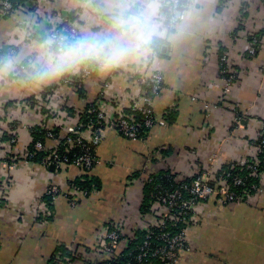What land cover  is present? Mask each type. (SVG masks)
I'll use <instances>...</instances> for the list:
<instances>
[{
    "label": "crops",
    "instance_id": "crops-1",
    "mask_svg": "<svg viewBox=\"0 0 264 264\" xmlns=\"http://www.w3.org/2000/svg\"><path fill=\"white\" fill-rule=\"evenodd\" d=\"M117 2L36 0L32 7L19 4L11 15L0 17V52L14 49L13 54H4L0 64V126L3 137L8 138V131L14 128L19 151L31 141V126H57L61 136L75 130L80 113L86 104L98 101L104 83L108 87L102 91L111 101L107 105L109 113L115 116L127 109L133 98L143 92L132 72L144 65L162 74L163 88L153 98V112L166 121L137 140L121 136L111 125L100 128L101 143L95 150L98 163L89 172L99 182V189L87 198L79 196L75 204L65 195L76 197L70 182L81 178L80 168H51L21 158L8 169L2 165L7 148L1 140L0 264H84L69 257L53 263L52 257L57 254L54 250L60 244L86 259H97L92 254L96 235L112 219L132 217L138 212L143 180L150 173L164 169L183 179L201 173L211 162L212 169L217 170L253 152L252 139L264 126V7L260 0L188 1L185 16L174 29L166 26L164 16L166 35L161 38L159 50L152 48L146 57H134L106 68L89 60L94 74L84 81L83 95L71 85H58V81L86 61L55 76L39 73L33 81L22 76L10 79L9 75L26 58L34 57L31 62L36 72L47 62V39L40 41L32 36L40 20L59 22L72 12L70 21L78 36L101 32L109 27L107 6ZM250 35L260 39L254 55L247 52ZM222 53L236 75L226 94L219 75ZM53 84L57 87L46 102L40 98L41 91ZM31 98L39 101L32 102ZM235 107L245 112L242 127L234 123ZM81 136L88 139L90 133L83 130ZM47 142L50 146L54 143ZM50 182L57 184L60 192L53 200L51 220L41 222L39 216L43 214L37 209ZM250 203V207H227L215 198L206 200L204 221L189 230L191 251L182 252L176 264H264V179L261 192ZM241 228L247 230L246 242L238 240ZM214 229L223 235L229 234L228 230L232 233V247L219 243L221 249H231V255L197 257L201 237Z\"/></svg>",
    "mask_w": 264,
    "mask_h": 264
},
{
    "label": "built area",
    "instance_id": "built-area-1",
    "mask_svg": "<svg viewBox=\"0 0 264 264\" xmlns=\"http://www.w3.org/2000/svg\"><path fill=\"white\" fill-rule=\"evenodd\" d=\"M260 3L264 7V0H260ZM165 4L168 10L167 25L169 28L174 29L184 18L187 4L183 0H166ZM11 9L12 3L10 0H2L0 17L6 16ZM36 30L44 31L49 42L57 37L74 39L78 36L76 26L67 20V17H64L63 20L59 19V22L58 20L54 21L50 18H44L39 21ZM248 44V54L254 55L259 48L258 36L253 35ZM13 52L14 49H9L6 55L13 54ZM227 60V55L222 53L219 57V75L224 81L223 92L225 94L230 91L232 83L236 80V75L229 69ZM99 64L96 66L101 67ZM18 66L23 68V65ZM93 73L94 65L90 61H86L77 71L71 74L84 83V81L92 77ZM132 73L137 83L143 88V92L133 98L127 109L131 112H138L141 116L140 121H137L133 114L125 113V110L118 111L115 116L109 113L107 105L111 101L106 99L102 91L108 87V84L104 83L98 101L87 110L89 113H96L95 120L87 129L90 133L88 139L83 138L77 132L78 126H76L75 130L63 136L59 133V138H56L53 127H46L44 125L46 129V141L37 140L34 142L35 151H44L46 153L39 163L47 166L54 165L56 168H61L62 166L78 167L83 171V174H89L94 164L98 163L95 150L101 143L102 133L98 129V127L101 128V125H111L121 136L132 140L142 138V133L149 131L155 125L164 126L166 124L165 119L163 117H156L153 112V98L163 88L162 74L159 71L150 69L147 65H144L142 68H136ZM63 83L73 86L71 78L65 79ZM233 112H235L234 123L238 127H242L245 112H238L236 107L233 108ZM95 125H97V128ZM92 127L95 128L93 129ZM262 133H264V126L261 127L259 134L252 139V154L237 162L229 163V169L237 165L240 170L247 171V176L258 179L259 185L254 182L248 185L254 190L255 195L261 192L262 181L264 179V169H261L259 165L262 159L259 160L258 157L260 154H264V136H262L258 143H254ZM8 134H10V137L4 142L7 148V156L2 165L8 169H12L15 167L17 159L23 158L26 160L27 155L31 157L35 153L27 147L23 151H19L18 147L16 148L18 138L14 133V128L10 132L8 131ZM3 135L4 130L0 126V138ZM49 140L54 142L51 146L47 142ZM83 140L87 143L83 142ZM62 144H65L64 153L58 151V146ZM76 146H79V150L70 153V149ZM212 168L211 162V165L205 167L201 173L196 176L193 174L186 177L191 178L189 183L184 181L186 178L177 179L175 177L178 182L177 187L158 195L150 203L147 211H142L139 208L138 212L132 217L127 216L125 218L112 219L96 235L95 247H93L92 254L101 264H117L118 260L129 248L130 243L136 239L137 233L143 232V238L137 245L138 247H136L138 253L136 255H132L131 252L129 253L136 264H153L154 259H162L166 264H176L182 252L191 251V244L187 233L189 229H192L201 221L200 217H202L206 200L215 198L222 204L235 205L238 202L250 203L255 197V195H250L246 190H242L240 193L234 190L236 186H245L247 184L245 177L235 175L229 181V171L216 176V170ZM70 188L76 194V197L74 196L73 198L68 194L65 196L71 198L72 204L76 203L79 196L87 198L91 195H88L87 192L79 189L72 183L70 184ZM59 192V186L50 182L44 195H49L54 200L59 195ZM40 203L42 205L37 209V212L44 215L47 213V208L43 201H40ZM155 231H158V234H155ZM125 264L131 263L126 262Z\"/></svg>",
    "mask_w": 264,
    "mask_h": 264
},
{
    "label": "trees",
    "instance_id": "trees-1",
    "mask_svg": "<svg viewBox=\"0 0 264 264\" xmlns=\"http://www.w3.org/2000/svg\"><path fill=\"white\" fill-rule=\"evenodd\" d=\"M36 0H10V2L12 3V9L11 11L7 14V15H11V13L13 12V10L16 9V7L19 6V4H26L29 6H33V4L35 3ZM188 1L190 0H183V2H185L186 4H188ZM28 6V7H29ZM30 8V7H29ZM166 16H165V21H166V26H167V15H168V10H166ZM6 15V16H7ZM73 13H69V16L67 17V20L70 21V19H72ZM39 19V18H38ZM64 24H66L64 22ZM33 33V32H32ZM34 38H37L38 40L42 41V40H46L48 37H46L44 31H40V30H35L33 35ZM252 35H250L249 40L251 39ZM259 39V38H258ZM260 40V39H259ZM46 48L48 50H51L48 45H49V41L47 39L46 41ZM163 41L161 39H158L157 42L154 44L153 48L158 49L159 50V45L162 43ZM159 47V48H158ZM16 49V48H15ZM6 53H1L0 52V64L4 62V57ZM32 57V58H31ZM28 59L26 58L25 60L22 61V63L20 65H23V68H20L19 66H17L14 71L9 75L10 79H17L19 77H24L27 78L29 81L33 80L37 77V74H39V71H35L34 69V65L31 63V60H34V57L31 56ZM33 65V66H32ZM36 72V73H35ZM94 74V73H93ZM93 76V75H92ZM67 78H71L72 82H73V87L76 88V91L80 94L83 95L84 93V89H83V82L77 78L76 76L72 75L71 73H64V75H62V77L60 78V80L58 81V85L63 83L65 81V79ZM57 87V84H53L49 87L44 88L41 91V96L40 98L43 100H47L49 99V97L52 95V93L54 92V89ZM32 102L35 101H39V99H33L31 98ZM43 102V101H42ZM41 102V106H43ZM47 102V101H46ZM95 102L92 103H88L86 104L85 108L83 109V111L80 113V123L79 125H77V132L79 134H81V132L83 130H87L88 127L91 125V123H93V121L95 120V114L96 113H89L87 112V110L89 108L92 107V105H94ZM42 108V107H41ZM43 114H47V112L44 111V109L42 108ZM125 113H131L134 115V117L136 118L137 121H140V114L138 112H131L128 109H125ZM92 120V121H91ZM91 121V122H89ZM95 127L97 128V125H95ZM95 127H92L93 129ZM103 127V125H101V128ZM53 131L56 133V138H59V127L55 126L53 127ZM98 129H100V127H98ZM45 132L46 129L44 128V124H40V125H34L29 127V134L31 137V141L29 143V145L27 146V148H29V150L34 151V155L31 157H28V155L26 156L28 160L32 161V162H40L42 160V158L45 156V152L44 151H35L34 150V142L37 140H41V141H46V137H45ZM147 131L142 133V138L146 135ZM10 135V134H8ZM74 136V134H73ZM262 136H264V133H262L256 140L254 143H258ZM8 139V137H3V139H0V142L6 141ZM83 142L87 143L85 140H83ZM64 147L65 144L59 145L58 146V151L60 153H64ZM93 149V148H92ZM79 150V146L73 147L72 149H70V153H72L73 151H77ZM259 160L262 159V162L259 164L261 169H264V154H260L259 156ZM21 160V159H19ZM225 171H229L230 172V176L228 177V180L231 181V178L235 175H240L242 177H245L247 184L245 186H236L234 187V190L236 192H242V190H246L248 191V193L250 195H255L254 190L251 189L248 185L252 182L256 183L257 185H259V181L257 178H253L250 176H247V171L245 170H240L239 166L235 165L234 168L229 169V163L222 165V167H220L219 169L216 170V176H219L221 174H223V172ZM199 174V173H197ZM197 174H195L194 176H196ZM192 176V177H194ZM184 181H186L187 183H189L191 181V178H186L184 179ZM74 184L76 187H78L79 189H82L83 191L87 192L88 195H90L92 192L96 191L99 189V182L94 178V177H90L89 174H83L81 176V178H78L74 181H71L70 184ZM178 182L175 179V175L173 173H171L169 170H159L157 172H153L150 173L148 175V178L143 180V198H142V202L140 205V209L142 211H147L148 207L150 205V203L153 201V199H156V197H158V195L164 194L168 191H171L173 189H175L177 187ZM245 188V189H244ZM43 202L44 205L47 208V213H45L44 215H40L39 219L41 220V222H49L51 220V216H52V211H53V200L51 198V196L49 195H43ZM77 202V200H76ZM254 202V201H253ZM250 203L249 205H254V203ZM246 205V207H250L248 206V203L245 202H238L235 205ZM225 206H229L227 204H223ZM199 226V225H198ZM190 231L192 229H189ZM195 230V229H193ZM187 233V237L188 240L191 244V241L189 239V232ZM155 234H158V231H155ZM143 232H138L137 233V237L136 239H134L130 245L129 248L125 251L124 255L118 260L117 264H125L126 262H130L131 264H136L135 260L133 258L130 257L129 253L131 252L132 255H136L138 253L136 247H138L137 245L140 243V241L143 238ZM227 236L229 237V241H233L232 240V235L227 234ZM224 242H228V238H224L222 241H219L217 243H224ZM215 243L213 245L214 251H211L209 249H207L206 245H204V247L202 246V248H200V250H198L196 255L197 257L202 256V257H210V258H222V257H227V253L230 249H221L219 246V244ZM85 252H90L87 250H84ZM54 252H56L58 255L57 257H52V262L53 263H58L59 261H64L65 258L69 257V259L71 260H77L79 259L80 261H83L84 264H101L100 261H98V259H86L84 258V256H82L78 251H72L69 250L68 248L65 247L64 244H60L57 246V248L54 250ZM154 263L153 264H166L164 263V261L162 259H154L153 260Z\"/></svg>",
    "mask_w": 264,
    "mask_h": 264
},
{
    "label": "clouds",
    "instance_id": "clouds-1",
    "mask_svg": "<svg viewBox=\"0 0 264 264\" xmlns=\"http://www.w3.org/2000/svg\"><path fill=\"white\" fill-rule=\"evenodd\" d=\"M166 8L163 0H118L106 8V30L50 41L51 51L47 62L38 69L40 75L55 76L83 61H97L106 68L134 57H146L157 40L166 35L162 24Z\"/></svg>",
    "mask_w": 264,
    "mask_h": 264
},
{
    "label": "rangeland",
    "instance_id": "rangeland-1",
    "mask_svg": "<svg viewBox=\"0 0 264 264\" xmlns=\"http://www.w3.org/2000/svg\"><path fill=\"white\" fill-rule=\"evenodd\" d=\"M31 63H33V62H31ZM26 79V78H25ZM38 79V78H37ZM37 79H33V80H37ZM28 80V79H27ZM32 80V81H33ZM227 207H231V206H227ZM205 211L203 210V212H202V217H200V222H198L192 229H195L196 227H198V225H200L203 221H204V217H205ZM236 228H237V226L236 225H234ZM244 228V227H243ZM243 228H241V231H242V233H241V235H242V237H240L238 240L240 241V242H246V241H248V240H246V238H249V236H248V233H246V231H244L245 229H243ZM232 229H233V226H232ZM246 229H247V227H246ZM217 233L218 232H216L215 231V229L214 230H210V231H208V232H206L201 238H203V239H201V243H202V246L204 247V245H206L207 246V248L209 249V250H211V251H214V248H213V245L215 244V243H217V242H219V241H222L224 238H228V242H224V246L226 245V244H228L226 247H229V246H231L232 247V241H229V237L227 236V233H226V235L224 234H222V233H218V235H217ZM228 233L230 234V235H232V233L228 230ZM233 236V235H232ZM256 238V237H255ZM236 239V238H235ZM217 244H219V243H217ZM220 245V244H219ZM225 247V249H227ZM227 255H231V249L228 251V253H227Z\"/></svg>",
    "mask_w": 264,
    "mask_h": 264
},
{
    "label": "water",
    "instance_id": "water-1",
    "mask_svg": "<svg viewBox=\"0 0 264 264\" xmlns=\"http://www.w3.org/2000/svg\"><path fill=\"white\" fill-rule=\"evenodd\" d=\"M54 165H51V168H53Z\"/></svg>",
    "mask_w": 264,
    "mask_h": 264
}]
</instances>
